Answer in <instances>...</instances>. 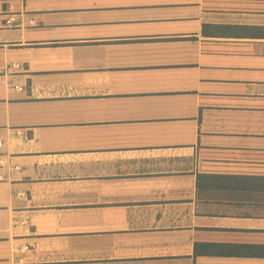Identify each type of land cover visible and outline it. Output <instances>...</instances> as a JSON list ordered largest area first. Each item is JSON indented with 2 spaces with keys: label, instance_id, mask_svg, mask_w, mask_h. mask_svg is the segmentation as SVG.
<instances>
[{
  "label": "crops",
  "instance_id": "crops-1",
  "mask_svg": "<svg viewBox=\"0 0 264 264\" xmlns=\"http://www.w3.org/2000/svg\"><path fill=\"white\" fill-rule=\"evenodd\" d=\"M0 143V264H264V0H0Z\"/></svg>",
  "mask_w": 264,
  "mask_h": 264
},
{
  "label": "built area",
  "instance_id": "built-area-1",
  "mask_svg": "<svg viewBox=\"0 0 264 264\" xmlns=\"http://www.w3.org/2000/svg\"><path fill=\"white\" fill-rule=\"evenodd\" d=\"M16 88H17L18 90H24L23 87H19V86H17ZM0 145H1V143H0Z\"/></svg>",
  "mask_w": 264,
  "mask_h": 264
}]
</instances>
